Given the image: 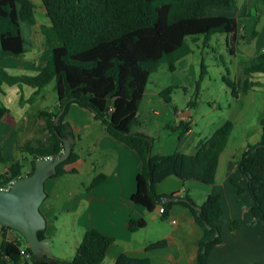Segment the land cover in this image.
<instances>
[{"label": "trees", "instance_id": "16d2710c", "mask_svg": "<svg viewBox=\"0 0 264 264\" xmlns=\"http://www.w3.org/2000/svg\"><path fill=\"white\" fill-rule=\"evenodd\" d=\"M47 24L39 26L46 44L53 45L43 66L32 75L10 74L0 66V92L7 86L26 84L38 89L53 81L57 97L53 112L41 111L45 128L44 140L26 143L21 148L31 156L30 169L34 170L36 157H58L63 145L59 136L66 128L64 116L71 102L85 107L105 127L106 132L137 153L140 169L136 175V189L130 195L131 202L141 205L151 212L160 203L167 215L174 203L163 198H173L174 193L160 195L155 186L166 177L173 175L182 180H197L204 184L214 182L219 154L225 147L233 128L230 120L225 121L209 137L200 138L193 154L173 151L167 154L151 153L153 138L132 127L138 123L137 112L143 99L144 90L151 73L164 63L169 71H174L176 61L192 49L187 41H196L203 36L205 44L212 33L227 35L232 44L238 36L237 19L225 15H209L212 5H234L236 0H40ZM264 1V0H263ZM33 0H0V60L22 55L26 48L20 31V23H35ZM256 31L252 32V36ZM243 36V35H241ZM205 65L200 62L199 78L205 74ZM264 72V50L256 53L243 68L244 74ZM254 82L246 77L242 84L237 79L228 83L233 94L246 92ZM160 96L169 103L170 88L160 91ZM61 111L55 120L58 112ZM8 114V109L0 105V121ZM260 137L257 142L247 144L243 150L238 168L248 178L247 186L233 182L238 193L247 190L252 197L250 212L259 217L264 228V117L259 121ZM181 133L190 129L189 121H179ZM78 159V154L70 147L68 156L56 165L52 175L60 176L64 166ZM10 162L7 175H0V186L23 175L22 165L14 154L1 157ZM72 170V169H71ZM104 178L95 174L86 189ZM178 202L190 209L195 221L201 226L203 235L199 242L196 264H207L211 248L221 241L222 205L218 194H207L195 209L188 195L178 197ZM237 220H231L230 229L237 227ZM146 225L143 218H130L128 229L134 232ZM208 225L209 227H206ZM9 226L1 225L0 264H51L34 256L28 260L20 253V247L33 256L21 234L12 240L6 238ZM217 232V234H216ZM39 238L44 230L37 232ZM114 239L96 228L82 233L70 259H56V264H101ZM165 239L149 243L145 250L161 248ZM204 247V249H203ZM113 264H153L149 257H133L126 253L117 256Z\"/></svg>", "mask_w": 264, "mask_h": 264}, {"label": "crops", "instance_id": "0c3cea01", "mask_svg": "<svg viewBox=\"0 0 264 264\" xmlns=\"http://www.w3.org/2000/svg\"><path fill=\"white\" fill-rule=\"evenodd\" d=\"M33 2L34 5L35 2H40L39 8L45 13L40 0H33ZM41 24L45 23L37 22L35 18L34 27H26L27 34L25 36L22 32V23H20V31L24 38L26 50L20 56L1 59V67L6 62L11 67L13 64L26 68H29L30 64H38L40 68L43 66L53 45L44 42V38L39 30ZM32 50L35 51L32 53ZM21 85L17 86L22 88ZM26 92L30 100L28 106L22 103L26 101L23 98L24 94L20 100H17V97L11 100L8 93L5 92L6 103L15 105V102H18L19 105L23 104L24 106L23 112L20 115L22 124L19 126L22 132L24 131V136L15 146L11 135L15 133L14 129L18 121L10 112L11 106L9 107L8 104L4 103L0 97V105L8 109V114L0 121V154L1 157L14 154L15 159L19 160L22 165L23 175L30 169L31 156L26 152L23 153V150L21 152L20 149L26 143L34 144L36 141L45 138L48 130L45 128L44 117L39 113L41 111L53 112L57 105L53 81L48 82L38 89L37 92L36 88L31 86L30 89H26ZM2 93H4V89ZM46 99L50 100V104H46ZM41 107L43 108L40 109ZM64 121L66 122V128L63 134L65 132L69 133L72 138L71 147L78 154V159L73 163L65 165V172L62 175L54 177L51 175L47 179L56 178L54 182H58L68 173L76 175V167L83 163L88 165L87 171L90 181L97 173L104 175V178L97 184L86 189L90 183L88 182L83 186L82 191H75L71 198L65 200L62 204V207L72 214V224L76 238L73 249L79 243L85 230L96 228L114 239L105 256V258L110 260L111 264L114 263L117 256L121 253H126L133 257H149L153 264H196L199 242L203 235V230L195 221L190 209L178 202V197L188 195L195 206H199L207 194H218L222 205L224 224L221 230V241L211 248L207 264H264V231L262 229V222L259 217L253 216L250 212L252 205L251 195L247 190L238 193L233 183L235 182L244 188L247 186L248 178L240 172L238 168L239 160L247 144H253L259 138L252 142L246 141V138L229 148L230 132L225 147L219 154L215 179L211 184H204L193 179L182 180L173 175L166 177L156 184L155 190L158 194L163 196L174 193V200H171L174 203L168 209L167 215H163L159 210L157 213H153V210L148 212L141 205L135 204L130 200V195L136 189L135 178L140 169V159L135 151L108 134L104 125L94 117L93 113L77 103L71 102L68 105ZM139 122L138 118V123L132 127V130L142 131L139 128ZM190 131L191 125L190 129L184 135L182 134L183 136L181 135L182 137L179 139L180 145L175 151L190 154L195 152V145L199 139L193 141L192 146L187 148V150L183 149L188 142L187 138ZM151 153L153 155L167 154V152H162L160 148L155 147L154 143ZM9 164L10 162L0 160V173L7 169ZM191 188L203 190V195L200 196V199L203 197L202 200H197V197L191 196L189 193V189ZM45 193L44 199L48 196L46 191ZM44 199L39 205V210L46 221L44 237L49 239L50 245L51 237L55 235V232L54 228L48 225V219L53 215L54 206L51 204L53 203L51 201L50 203H46L43 210L41 205ZM146 216L149 219H156L157 216L161 217L162 221L156 223L157 235L159 237L157 240L165 239V246L145 250V247L149 243L154 242V240L145 244V242L138 241L134 237L138 230L131 232L128 229L130 218L145 219ZM169 218H175V222L169 224L167 222ZM231 220L238 221V226L234 229L228 228V223ZM145 222L147 225L146 219ZM18 233L11 228L5 231V236L12 240L18 236ZM1 237L2 231L0 230V241ZM117 240L120 241V244H116ZM34 256L36 255H30L28 260H32ZM54 258L68 259L61 256H55Z\"/></svg>", "mask_w": 264, "mask_h": 264}, {"label": "rangeland", "instance_id": "374dc122", "mask_svg": "<svg viewBox=\"0 0 264 264\" xmlns=\"http://www.w3.org/2000/svg\"><path fill=\"white\" fill-rule=\"evenodd\" d=\"M40 5V2H35L34 16L37 22L47 24L48 18L40 10ZM207 14L232 16L237 19L238 36L233 42L234 52L229 51V46L232 44L227 40L225 33H212L205 44L202 41V35H198L196 41L187 37L192 51L176 61L175 70L169 71L162 63L155 72L150 74L137 117L140 121L139 128L152 136L155 147L160 148L162 152L171 153L179 147V139L185 133L182 135V129L175 125L181 120L189 121L191 125L184 150L190 148L193 141L209 137L227 120L233 123L229 148L246 138V141L252 142L260 136L259 121L264 117V72L244 74L243 68L256 53L264 50V1L236 0L234 5H212L208 7ZM21 23L22 32L26 36V27L34 26ZM254 31L256 35L253 37ZM35 50H32V53ZM201 61L206 71L199 78ZM7 63L2 64V67L10 74H35L40 69L38 64H30V67L26 68L15 64L11 67ZM246 77L254 84L246 92L240 91L236 95L233 94L232 87L228 83L233 84L234 81L237 84L239 79L242 84ZM21 87L17 85L8 87L3 84L4 93L0 92V97L4 103H6L5 92L11 100L16 97L20 100L24 94L23 98L26 101L22 103L28 106L30 100L26 89H30V85L22 84ZM168 87L170 88L168 95L171 98L169 103L165 102L159 94L160 91L167 92ZM46 100V104H50V100ZM6 104L11 106L10 112L18 121L14 129L15 133L11 135L15 146L24 136V131L22 132L19 127L22 124L20 115L24 106L19 105L18 102H15V105ZM87 168L88 165L83 163L76 167V175L68 173L62 177L61 181L54 182L56 178L45 181L44 188L48 196L44 199L41 208L44 210L46 203L53 202L51 204L54 206V212L48 219V225L52 226L55 232L50 241L53 257L61 256L70 259L74 254L76 238L72 214L63 208L62 204L71 198L75 191H82L83 186L90 182ZM202 191L189 189L191 196L197 197V200L203 195ZM145 219L147 225L138 229L134 237L147 244L159 238L156 223L161 222L162 219L160 216L156 219H149L146 216ZM229 224L230 222L228 228ZM262 229L264 231V228ZM116 242L120 244V241ZM101 264L111 263L108 258H104Z\"/></svg>", "mask_w": 264, "mask_h": 264}, {"label": "water", "instance_id": "95a60500", "mask_svg": "<svg viewBox=\"0 0 264 264\" xmlns=\"http://www.w3.org/2000/svg\"><path fill=\"white\" fill-rule=\"evenodd\" d=\"M60 113L61 111L58 112L56 119ZM59 139L63 150L58 157L54 159L36 157L32 173L22 175L8 188L0 189V224L19 232L32 253L40 260L51 264H56L57 261L52 256L49 239L39 238L37 232L44 230L46 226L45 218L39 210V205L46 195L44 181L56 172V165L70 152L72 138L69 133L65 132L63 136H59ZM163 200H174V198L166 197ZM160 207H162L160 203L156 204L153 213H157ZM195 209L199 211L200 207L195 206Z\"/></svg>", "mask_w": 264, "mask_h": 264}, {"label": "built area", "instance_id": "2783aa9c", "mask_svg": "<svg viewBox=\"0 0 264 264\" xmlns=\"http://www.w3.org/2000/svg\"><path fill=\"white\" fill-rule=\"evenodd\" d=\"M46 158H51L50 156H45ZM1 174H3V175H7L8 174V168L7 169H5L3 172H1L0 173V175ZM14 180H12V181H10L9 182V184L7 185V186H0V189H6V188H8L9 186H10V184L13 182ZM159 212L162 214V213H164L165 212V210H163V207H160L159 208ZM167 222L169 223V224H171V223H174L175 222V218H169L168 220H167ZM20 253L21 254H23L25 257H27V258H29L30 257V254H29V252H27L26 250H25V247H20Z\"/></svg>", "mask_w": 264, "mask_h": 264}]
</instances>
